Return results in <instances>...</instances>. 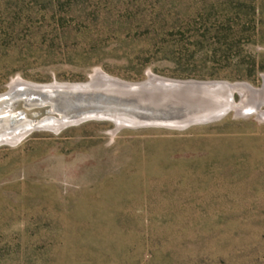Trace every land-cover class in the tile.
I'll list each match as a JSON object with an SVG mask.
<instances>
[{
    "label": "rangeland",
    "instance_id": "obj_1",
    "mask_svg": "<svg viewBox=\"0 0 264 264\" xmlns=\"http://www.w3.org/2000/svg\"><path fill=\"white\" fill-rule=\"evenodd\" d=\"M95 69L259 87L264 0H0V93ZM110 129L0 146V264H264V116Z\"/></svg>",
    "mask_w": 264,
    "mask_h": 264
},
{
    "label": "water",
    "instance_id": "obj_2",
    "mask_svg": "<svg viewBox=\"0 0 264 264\" xmlns=\"http://www.w3.org/2000/svg\"><path fill=\"white\" fill-rule=\"evenodd\" d=\"M9 84L0 93V146H14L35 131L58 134L92 121L110 123L108 133L114 136L124 129L184 131L217 122L229 113L257 118L264 113L260 110L264 74L259 87L244 81L175 79L150 72L143 80L125 81L98 69L83 82L23 81L25 94ZM61 97L72 104L62 106Z\"/></svg>",
    "mask_w": 264,
    "mask_h": 264
},
{
    "label": "bare ground",
    "instance_id": "obj_3",
    "mask_svg": "<svg viewBox=\"0 0 264 264\" xmlns=\"http://www.w3.org/2000/svg\"><path fill=\"white\" fill-rule=\"evenodd\" d=\"M100 78H102V77H100ZM22 84H23V80H21L20 78H18V77H16L14 80H12L11 82H10V84H9V86L11 87V88H21V89H18L17 91H19L18 93H22V94H25L26 93V89H22ZM34 96V95H33ZM72 100L70 99V100H68V99H66L65 97L63 98V97H61V99H60V103L62 104V106H66V105H70V104H72V102H71ZM0 104L2 105L3 104V102L1 103L0 102ZM261 110V109H260ZM262 111V110H261ZM1 113H2V109L0 110V116H1ZM260 113H262V112H260ZM261 116H264V113L263 114H261ZM2 136H4L6 139L8 138V136L7 135H3V133L1 134Z\"/></svg>",
    "mask_w": 264,
    "mask_h": 264
},
{
    "label": "trees",
    "instance_id": "obj_4",
    "mask_svg": "<svg viewBox=\"0 0 264 264\" xmlns=\"http://www.w3.org/2000/svg\"><path fill=\"white\" fill-rule=\"evenodd\" d=\"M248 77V76H247ZM247 77H239V80L240 79H247ZM210 80H212V79H210Z\"/></svg>",
    "mask_w": 264,
    "mask_h": 264
}]
</instances>
